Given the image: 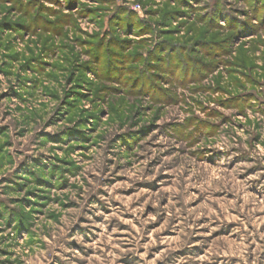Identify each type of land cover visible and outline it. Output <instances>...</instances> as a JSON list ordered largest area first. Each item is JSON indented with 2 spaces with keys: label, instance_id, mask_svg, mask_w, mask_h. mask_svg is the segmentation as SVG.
<instances>
[{
  "label": "rangeland",
  "instance_id": "obj_1",
  "mask_svg": "<svg viewBox=\"0 0 264 264\" xmlns=\"http://www.w3.org/2000/svg\"><path fill=\"white\" fill-rule=\"evenodd\" d=\"M0 264H264V0H0Z\"/></svg>",
  "mask_w": 264,
  "mask_h": 264
}]
</instances>
